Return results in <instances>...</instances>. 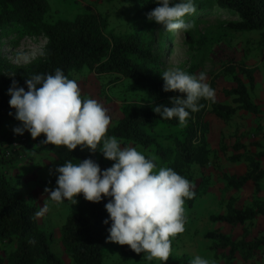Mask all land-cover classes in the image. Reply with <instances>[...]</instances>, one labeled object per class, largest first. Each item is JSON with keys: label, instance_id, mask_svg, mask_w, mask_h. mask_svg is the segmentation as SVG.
Masks as SVG:
<instances>
[{"label": "trees", "instance_id": "1", "mask_svg": "<svg viewBox=\"0 0 264 264\" xmlns=\"http://www.w3.org/2000/svg\"><path fill=\"white\" fill-rule=\"evenodd\" d=\"M175 2L178 0H173ZM195 4L196 12L218 7L235 15L237 20L228 22L229 28L235 31H262L264 39V0H195ZM155 7L157 3L154 0H135L131 16L135 31L117 35L106 32L107 20L95 13L90 6H86L85 11L73 19L60 18L50 23L46 20L50 10L47 0H0V33L9 30L46 38L42 56L27 64H11L0 57V127L7 117H14L15 109L10 107V95L7 94L13 79L27 90V78L39 73H54L57 68L62 69L70 79L73 73L84 68L96 74H115L130 80L132 88L141 87L148 102L129 104L123 117L108 128L107 135L117 137L124 144L154 147L156 154L167 162V167H172L191 180L190 170L193 164L204 166L217 158V149L210 148L205 138L208 123L204 119L207 113L228 121L239 109L253 114L262 111L250 98V93L255 88L256 69L241 66L239 74L245 76L248 84L236 73L233 76L235 86L224 90L226 96L234 97L236 106L223 104L216 98L214 102L201 99L200 110L191 113L188 124L181 133L182 137H173L170 147L160 145L156 134L149 132L148 127L156 123L166 127L180 124L177 119H164L153 110L155 105L171 106L170 98L178 95L176 92L163 91L164 81L158 52L153 50L152 45L145 44L139 35L141 27L158 24L147 18V13ZM210 85L215 89V81ZM10 112L13 115H9ZM44 138L42 133L30 147L35 153L51 152L57 158L58 166L68 160L79 163L80 160L91 158L102 170L108 168L102 159L100 146L95 152L80 146L70 151L63 145L40 142ZM222 150H225L224 146ZM232 151L228 161L244 160L248 162L249 170L242 175L222 172L221 176L227 187L239 189L248 181H260L264 178V170L260 166L264 152L251 154L246 145L239 141L234 142ZM8 161L0 158V242L13 241L15 246L5 250L3 256L0 255V264H62L61 258L51 249L50 235L38 223L37 207L15 192L12 177L4 170ZM57 175L53 174L49 184L56 182ZM204 183H207L206 179L195 187V196L186 199L185 205L192 207L195 200L206 192ZM76 198L75 210L67 215L61 225V242L72 264H102L111 253L135 260L147 255L135 253L127 244L120 245L106 239L111 221L107 225L103 223L109 215L104 205L110 197L100 202L87 201L83 194H78ZM257 214H264V202L256 199L250 206L238 209L234 206V198H229L226 212L211 214L209 218L212 222H225L235 226L244 225ZM246 235L244 230L242 238L235 240L219 229L204 234L209 239V249L214 256L223 260L221 264H234L238 255L242 264H264V234L253 240H246ZM190 261L183 257L178 264H190ZM167 263L177 264L172 260H167Z\"/></svg>", "mask_w": 264, "mask_h": 264}, {"label": "rangeland", "instance_id": "2", "mask_svg": "<svg viewBox=\"0 0 264 264\" xmlns=\"http://www.w3.org/2000/svg\"><path fill=\"white\" fill-rule=\"evenodd\" d=\"M47 1L50 10L46 20L50 23L60 18L73 19L84 12L86 6H90L95 13L107 20V33L127 35L135 31L131 18L134 13L135 0ZM186 20L193 24L188 31L168 32L159 24L139 29V35L145 44L152 45L153 50L158 52L162 73L173 67H180L188 73L197 75L205 72L209 84L215 81L216 99L220 100L222 95L218 93V88L234 82V74L240 75L248 84L245 76L239 74L241 66L246 68L255 66L256 69L264 72L262 31H235L229 28L228 22L237 20V17L218 7L197 11L187 16ZM45 45L46 38L42 35L19 34L9 30L0 33V57L11 64L24 65L42 56ZM72 79L79 82L85 98H94L108 109V114L112 118L109 128L123 117L129 104L148 102L144 90L138 86L132 88V82L122 76L107 73L96 74L84 68L73 73ZM204 120L208 123L206 141L210 148L217 149V158L210 160L204 166L193 164L191 167L190 181L197 187L201 181L206 179L207 183L203 184V188L208 191L195 200L192 207L185 205L187 217L185 231L172 238V251L168 258L177 264L183 257L192 260L196 255L208 259L210 264L223 262L216 258L209 249V239L204 234L213 230L216 225L210 220V215L217 214L232 193L231 189L222 183L224 179L220 175L221 169L218 162L222 163L221 166L229 164L228 157L233 154L232 145L236 139L244 136L245 132L237 126L238 117L236 115L224 121L209 112ZM239 120H244V118L240 117ZM19 124L20 122L15 117H7L0 127V158L9 160L4 165V170L11 175L15 192L37 207L38 223L50 235L52 251L61 258L62 264H72L61 242V225L67 215L75 210L77 203L71 205L70 201H65L57 204L51 201L45 189L56 187V182L49 184V180L55 174L54 169L58 166V160L51 152L35 153L30 144L34 143L37 137L32 138L27 131L23 135L14 134L12 129ZM148 128L149 132L156 134L160 145L170 147L173 137H182L181 133L185 126L166 127L156 123ZM222 146L225 150H222ZM136 147L146 156L155 157L157 168L167 165V162L156 154L154 147ZM101 156L107 167H110L113 161L106 159L102 152ZM223 170L230 173L232 168L229 166ZM241 229L244 231L243 227L237 226L232 228V231L239 233ZM14 246L13 241H7L5 245L0 242V255L3 256L5 250L12 249ZM146 256L135 260L124 259L118 253H111L102 264H163L156 258L147 260ZM165 264H168L167 261Z\"/></svg>", "mask_w": 264, "mask_h": 264}, {"label": "clouds", "instance_id": "3", "mask_svg": "<svg viewBox=\"0 0 264 264\" xmlns=\"http://www.w3.org/2000/svg\"><path fill=\"white\" fill-rule=\"evenodd\" d=\"M154 2L157 7L147 13V18L165 31H188L193 27L186 17L196 13L195 0ZM161 76L163 91L178 93L170 98L171 106L155 105L154 112L164 119L175 118L181 126H187L191 113L200 110L201 99L215 101V89L207 82L205 72L197 75L173 67ZM25 84L27 90L13 79L7 89L8 103L15 109V119L21 122L12 129L14 134L27 131L35 139L43 133L45 138L40 142L63 145L70 151L80 146L95 152L100 146L103 156L113 161L103 170L91 158L56 166V187L45 189L51 201H70L72 205L77 203L78 194L91 202L110 197L104 205L109 215L103 223L111 221L106 239L127 244L137 254L147 253V260L156 258L165 264L172 251V238L185 231V201L195 196L193 182L172 167L157 168L155 157L108 136L112 121L108 109L94 98H85L79 82L62 69L34 74ZM190 264L210 261L196 255Z\"/></svg>", "mask_w": 264, "mask_h": 264}, {"label": "crops", "instance_id": "4", "mask_svg": "<svg viewBox=\"0 0 264 264\" xmlns=\"http://www.w3.org/2000/svg\"><path fill=\"white\" fill-rule=\"evenodd\" d=\"M251 68H255V66H251ZM234 86L235 83L232 82L228 86H221L220 88H218V93H221L222 95V99L218 101L227 105L234 104V97L226 96L224 94L225 89H230ZM250 98L256 105H259L261 108L264 107V72L259 71L258 69H256L255 71V88L253 89V91H251ZM235 115L236 117H238L237 126H240V129L245 132V135L239 137L238 139H236V141H239L240 143L246 145L247 151L251 154L257 153L259 151H264V111L259 114H253L248 111L239 109L236 111L234 116ZM240 117H243L244 120H239ZM240 152L243 151L241 150ZM218 164L220 165L221 169L220 175L222 172H225L229 175H242L249 170V164L244 160L238 162H229V164H226L224 166H221V162H218ZM229 166L232 168V171L230 173L223 170L225 167ZM260 166L264 170V157H262L260 161ZM222 183L224 184V186H226L225 180H222ZM227 188L231 189L232 193L229 195V197H227L223 208L217 214H223L226 212V204L229 198H234V206L238 209L250 206L253 200L256 199L264 202V178L260 181H248L239 189L231 187ZM214 223L216 224L214 229H219L222 232L231 235L235 240L241 239L244 232L242 231V229L239 230V233L233 232L232 228H235L237 226H241L244 228V230H246V240H253L264 234V214H257L251 221H247L244 225L232 226L225 222ZM6 243L7 241L3 242L4 245ZM262 251H264V247H262ZM242 263L243 261L238 255L235 259L234 264Z\"/></svg>", "mask_w": 264, "mask_h": 264}]
</instances>
